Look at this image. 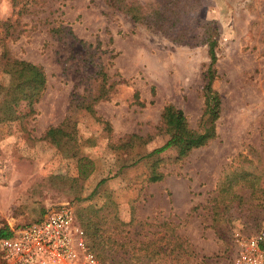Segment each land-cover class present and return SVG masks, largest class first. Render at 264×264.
Listing matches in <instances>:
<instances>
[{
	"label": "rangeland",
	"instance_id": "1",
	"mask_svg": "<svg viewBox=\"0 0 264 264\" xmlns=\"http://www.w3.org/2000/svg\"><path fill=\"white\" fill-rule=\"evenodd\" d=\"M158 1L0 0V88L13 60L46 81L0 113V229L68 204L105 264H225L237 234L264 230V0ZM212 41L216 137L146 157L166 105L203 128Z\"/></svg>",
	"mask_w": 264,
	"mask_h": 264
},
{
	"label": "built area",
	"instance_id": "2",
	"mask_svg": "<svg viewBox=\"0 0 264 264\" xmlns=\"http://www.w3.org/2000/svg\"><path fill=\"white\" fill-rule=\"evenodd\" d=\"M234 254L225 264H264V230L237 234ZM0 264H105L87 245L68 204L38 221L11 229L0 239Z\"/></svg>",
	"mask_w": 264,
	"mask_h": 264
},
{
	"label": "trees",
	"instance_id": "3",
	"mask_svg": "<svg viewBox=\"0 0 264 264\" xmlns=\"http://www.w3.org/2000/svg\"><path fill=\"white\" fill-rule=\"evenodd\" d=\"M164 2L165 0L158 1L156 2V5H151V8L159 6V4H163ZM176 5H178L177 0H174L173 6L176 7ZM144 10L145 8L143 9L141 6V10L131 12L128 15H130L135 22L145 21L147 16L142 13ZM157 15L159 14H156V16ZM172 15V17H175L176 13H173ZM215 46L216 44L214 41L208 44L210 65L206 72V84L203 87L205 100L203 112L204 119L202 122L203 128L195 130L191 129L183 111L175 108L173 105H166L161 113V125L163 126L165 133L168 135V139L161 147L151 151L146 157H157L168 150H175L177 158L181 159L187 156L192 150L205 146L209 141L216 137L215 122L219 116L220 100L211 87L214 79L213 66L216 62ZM6 71L10 73L13 84L6 88H0L2 91L5 90L4 92H0V95L3 94V98L0 101V113L2 115L1 121L15 119L13 107L18 95L32 92V95L37 97V101L46 82L42 69L28 62L19 60L9 61L6 64ZM99 98L101 99L103 96H100ZM86 109L91 111L90 107H87ZM60 134L61 130L58 128H53L48 131V137L52 139L53 143L56 145H59L56 139ZM79 170L80 175L84 179L88 178L93 171L88 167L87 163H83ZM161 178L160 175L152 173L149 181L155 183L160 181ZM103 183L104 181L101 180L97 184V187ZM10 234L11 230L8 228L0 229V239L9 237ZM87 245L89 246L88 241ZM89 248L91 249L90 246Z\"/></svg>",
	"mask_w": 264,
	"mask_h": 264
}]
</instances>
